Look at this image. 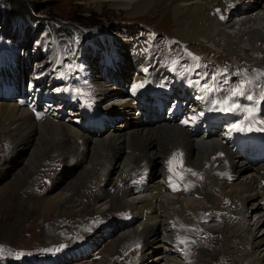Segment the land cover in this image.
I'll use <instances>...</instances> for the list:
<instances>
[{
    "label": "bare ground",
    "instance_id": "6f19581e",
    "mask_svg": "<svg viewBox=\"0 0 264 264\" xmlns=\"http://www.w3.org/2000/svg\"><path fill=\"white\" fill-rule=\"evenodd\" d=\"M103 1L94 0L98 10L102 8ZM110 1L118 5V8L121 5L126 6V15L129 17L144 16L163 7L172 16L176 24L175 36L183 44L192 46L193 43L200 42V37L212 42L221 37L225 41L215 43L219 47L222 42L226 43L227 47L222 48L224 52H227V48L231 49L230 53L237 50L243 52L246 49L241 45L248 42L254 53L259 49L257 41L260 39L262 40L259 42L264 46V33L260 32L261 28L264 29V0ZM230 1H233V5L228 8ZM214 3H219V6L222 4L221 10L224 11V15H229V19L216 20L211 14ZM223 26L233 29L234 33H226L222 29ZM262 50L264 53V47ZM251 54H248V58L254 60ZM128 55L122 57L120 54H109V63L115 70L111 75L100 73L101 71L89 73L85 69L84 77L92 86L90 87L92 97L89 101H83V97H79L75 91V84L66 77L61 78L64 85L57 97H53L49 90L52 82L45 79L46 74L39 75L36 83L31 85L28 83V79L33 75L31 72L25 74V80L18 75H13L9 81L0 80V133L16 140V143L12 144L14 146L10 154L12 156L5 159L6 167L2 168L1 172L7 173L14 169L17 173L15 183H21L22 180H27L34 168H37L36 163L44 154L68 147L70 151L64 152L63 157L76 159L75 166H80L79 169L83 168L84 171L78 175L75 183L64 188L62 183H57L45 194L41 201L42 206L37 207L39 211L43 208L48 213L51 211L57 213L87 179L96 161H109V165L99 164L102 167L105 165V168L112 165L111 174L105 179L107 185L120 179L126 169L130 172L132 167L134 170L135 165L142 167L144 163L143 165L140 163L147 161L152 168L145 171V177L132 182L126 189L117 188L116 194L109 193L107 196L114 200L110 201V206L114 208L111 222H115L113 219H116L114 212L122 207L120 205L118 208L117 205L125 200L127 201L125 207L130 209L133 215L125 225L115 224L113 232L124 230L130 224L136 226L131 232L141 238L138 250L141 257L137 261L134 260V264L204 262L205 253L198 259H192L184 247L180 248L181 243L176 237L174 224L177 215L186 216L188 213L193 218H204L202 210L206 209L205 206H209L211 218L223 220L221 227L215 229L222 235L221 247L225 248L224 250L236 257L240 264H264V212L261 210L264 207V130L260 129L261 126H254L251 127V131L247 132L246 129L242 131L240 128L243 122L238 121L239 115L229 108L219 94H214L208 89L202 90V86L195 83L189 73L174 71L172 61L158 62L160 60L158 58L159 60H155L158 63H155L153 61L155 57L153 59L151 57L152 61L145 62L143 59L145 56L141 57L142 54H138L139 56L136 54L133 59ZM158 70L159 73L153 74V71ZM132 111L139 117L142 126L145 120L146 124L157 125L143 128L135 126V121L130 119V115L131 117L134 115L131 114ZM259 113L264 114V105H260ZM184 124L189 125L194 134L187 133L186 129L179 126ZM261 124H264V121ZM207 136L226 141L225 145L231 153L228 162H231L229 166L232 169L229 168L230 174L222 170L216 171L213 177L215 181L211 175L212 185L205 196L208 203L211 202L210 205L196 199L193 200L196 203L194 205L186 199H181L182 190L177 176L166 177V174L162 173L163 164L167 158L165 155L181 144H185L189 150L190 162L202 164V159L206 161L205 158L217 152L215 146L219 139L217 141L215 138L207 139ZM9 137L8 140L12 141ZM91 146L95 151L90 150ZM258 146L261 147L260 150H255ZM126 150L129 154L133 151V155H126ZM165 150L168 151L162 153ZM28 152L30 159L26 160L27 162L23 160V167L16 169L15 166ZM104 152L107 155L103 156ZM205 161L204 165L207 164ZM261 165L263 168H260ZM66 171L67 173L63 174L67 176L73 170L69 172L67 168ZM114 175H118L117 179L113 177ZM122 181H126V178L123 177ZM182 187L184 191L189 189L187 186ZM58 189L61 192L53 195ZM140 190L145 194L135 197L134 200H127L129 195L135 196L133 191ZM167 190L176 192V196H169ZM200 191L202 190L198 187L194 192ZM96 198L98 201L106 199L101 193ZM36 206L34 203L31 204L32 209ZM248 210L252 215L247 214ZM253 214L257 217L255 220L251 219ZM100 225L91 236L93 242L82 244L69 253L46 260L47 262L32 261L30 264H79L90 255L99 235L101 238V234L105 233L102 230L104 223ZM164 233H168V236ZM129 236L130 233L126 234L122 240ZM113 242L111 246L114 249L103 256L101 264H112L116 261L114 255L118 241ZM157 252L158 255L153 258L152 255ZM130 255L127 253L126 257Z\"/></svg>",
    "mask_w": 264,
    "mask_h": 264
},
{
    "label": "rangeland",
    "instance_id": "374dc122",
    "mask_svg": "<svg viewBox=\"0 0 264 264\" xmlns=\"http://www.w3.org/2000/svg\"><path fill=\"white\" fill-rule=\"evenodd\" d=\"M27 1L36 7L38 15L45 16V19H48L51 23L61 21L65 25L68 24L69 19L79 16L85 22L84 24L95 22L97 27H81V31L73 35H68L67 30L51 31L39 37L35 33L31 35L25 32L27 28L25 20L19 19L20 26L18 31L10 34L11 36L5 37L0 30V80L9 81L13 75H18L20 78L23 76L22 79H25V74L31 72L33 75L28 79V83L35 84L39 75L46 74L48 77L46 79H50L49 81L53 84L56 82L58 71L63 76L59 77V82L53 85L51 90L57 92L60 85L62 88L64 83L61 78L66 77L75 84V91L79 94V97H83V101H89L92 97L90 93L92 86L84 77L85 69L89 73L101 71L100 73L111 75L115 70L113 65L109 63V54H120L122 57L129 54L128 56L131 58H134L136 54V56L142 54L141 57L145 56L143 58L145 62L152 61L154 57V62L159 59L158 62L163 63L172 61L174 71L189 73L193 81L202 86V90L208 89L214 94H219L229 108L239 115L238 121L243 122L241 123L242 128H240L242 131H245V129L247 132L251 131V127L253 128L254 126H261L260 129L264 130V124H261L264 121V114L260 115L259 113L260 105H264V53H262L264 46L259 42L262 39L257 41V48L259 49H256L254 53H252L253 48H250L248 42L241 45V47L243 46L246 49L245 51L237 50L234 53H230L231 49L227 48V53L223 51L227 47V44H223L225 40H222L221 37H217L214 42L200 37V42L193 43L192 46L183 44L175 36L174 30L176 29V24L173 22L172 16L163 7L158 8L154 13L145 14L144 16L129 17L126 15V6L121 5L118 8V5L110 0H104L100 10H98L94 0ZM130 1L132 2L133 0ZM232 5L233 1H230L228 8ZM221 6L222 4L219 6V3H214L211 14L216 20L221 19L226 21L229 19V15L223 14L224 11L221 10ZM31 26L33 27L34 23H31ZM222 29L228 34L234 33V30L227 28V26H223ZM261 31L264 33L263 28H261ZM221 40L223 42L219 47L215 42ZM248 54L253 55L254 60H250ZM194 57L198 59H194ZM155 73H159V70L153 71V74ZM106 87L105 89H107ZM238 89H242V94L234 95V92ZM50 92L53 97L59 96V93L55 95L52 91ZM248 109L252 111L249 112ZM131 114H134L132 117L130 115V119L135 121V126L143 128L157 125L152 123L146 124L145 120L142 126L138 120L139 117H136L133 111ZM170 124L175 125L174 123ZM179 126L186 129L187 133L194 134L193 129L189 125L184 124ZM8 137V135L0 133V264H28L32 260L39 263L40 260L52 257L57 258L61 254L69 253L78 246L92 241L91 236L101 226L100 224H103L105 221H108L110 225H103L102 230L105 233L101 234V238L99 235L97 240H95L94 252H90L91 254L87 260H83L84 262L82 261L79 264H101L103 256L114 249L111 244L114 243V240L118 242L114 255L116 261H113L112 264H116L115 262L117 264H134V260L137 261L141 257L138 253L141 238L131 232L136 227L134 224L128 225L124 230L113 232L115 224L125 225L132 219L130 212L126 211V200L117 205L118 208L120 205L122 207L117 212H114L116 219H113L115 222H111V213H113L112 210L114 208L110 206L112 199L107 197L109 193L112 195L116 194L117 188L123 189L121 187L123 184L122 179L125 177L129 180L127 176L133 172V167L130 172L126 169L120 179H118L119 181L115 180L112 181L111 185H107L105 179L111 174L112 165L108 166L109 168H105V165L102 167L99 164L109 165V161H96L92 165V169L89 166L90 172L87 179L84 180L86 183L83 181L80 185L81 188H78L69 202H66L63 207L61 205L62 208L57 213L52 211L48 213L43 208L39 211L37 207L42 206L43 202L41 201L47 191L57 185V183H62L63 188L66 185L75 183L78 175L84 169L81 168L80 170V166H75L76 159H65L63 157L64 152L70 151L68 147L58 148V150L60 149L59 151H49L46 153L48 155L44 154V157L40 159L41 161L38 160L39 163L37 162L35 166L37 168L32 170L31 176L29 175L27 180L15 183L17 177L15 174L17 173L14 169H11L7 173L1 172V169L6 167V164H4L5 159L12 156L10 155L14 147L12 144L16 143L15 139L9 137L12 140L9 141ZM214 138L216 141L219 139L217 137ZM214 138L207 136V139ZM218 141L217 147L215 146L217 152L213 151L215 154L213 153L209 158H205L206 161L202 159V164L190 162L191 159L189 157L191 154L188 152L189 150L185 147V144L176 146L177 148L174 147L165 155V158H167L164 161L162 173L166 174V177L177 176V180L182 188L181 199H186L190 203H194L193 200L196 199L200 200L203 204L210 205L211 202L208 203L205 196H207L206 191L212 185L210 180L211 175L213 178L216 171L220 172L222 170L224 173H227L232 169L230 167L231 162H228L231 153L225 145L226 141H222L226 147ZM260 148L258 146L255 150H260ZM91 149L93 150L92 146L90 147ZM168 150L162 151V153ZM127 151L126 155H133V151L131 154ZM24 155L19 164H16V169H21L23 167L22 161L29 160L31 157L29 152ZM104 155H107V153L104 152ZM204 161L207 164L204 165ZM148 163L147 161L141 162L142 167L135 165L137 169L134 167V170H137V175H144L147 167L145 164ZM66 167L69 172L73 170L72 173L74 174L70 173L71 175L68 174L67 176L63 174L67 173ZM260 168H263V165ZM2 173L3 175H1ZM113 177L117 179L118 175H114ZM213 180L215 181L214 178ZM182 186H187L189 189L184 191ZM198 187L202 191L195 193L194 191L198 190ZM60 192L58 189L53 195H57ZM100 193L101 196L106 197L105 200H97L96 197ZM166 193L169 196H176L174 192L169 191V193ZM141 195L143 194L139 195L137 193L135 196H128L127 200H134L135 197H140ZM33 203L37 206L32 209L31 204ZM205 207L207 210H202V213L205 215L204 218H193L188 213L186 216H175L176 237H180L178 240L182 242L183 247H185L184 245L189 247V251H186L189 252L188 255L189 257L192 256V259H198L201 254H206L204 262L200 263L198 261L196 264H240L236 257H233L228 251L224 250L225 248L221 247L222 235L215 228L221 227L223 220H219L221 223L215 222L216 219L211 218L209 215L211 214V211L208 210L209 206ZM246 209H248L247 206ZM124 213H127V215L122 216ZM247 214L252 215V212L248 210ZM256 218L254 214L251 217L252 220ZM129 233L131 235L129 236L130 238L127 237L126 241L122 240ZM167 234L164 233V235L168 236ZM122 241H124L123 244H121ZM77 243L79 245L71 249ZM127 253L131 254L130 257H126ZM93 255L94 258L91 260ZM157 255L158 252L153 254L152 257L156 258ZM125 257L126 259H124Z\"/></svg>",
    "mask_w": 264,
    "mask_h": 264
},
{
    "label": "trees",
    "instance_id": "16d2710c",
    "mask_svg": "<svg viewBox=\"0 0 264 264\" xmlns=\"http://www.w3.org/2000/svg\"><path fill=\"white\" fill-rule=\"evenodd\" d=\"M19 19L25 20L27 27L25 32L31 35L35 33L39 37L43 36L45 32L67 30L68 35H73L81 31V27H97L95 22L84 24L85 22L79 16L69 19L68 24L65 25L61 21L51 23L45 19V16L38 15L36 7L27 0H0V30L5 37L18 31ZM31 23H34L33 27Z\"/></svg>",
    "mask_w": 264,
    "mask_h": 264
},
{
    "label": "snow or ice",
    "instance_id": "6c2138e0",
    "mask_svg": "<svg viewBox=\"0 0 264 264\" xmlns=\"http://www.w3.org/2000/svg\"><path fill=\"white\" fill-rule=\"evenodd\" d=\"M189 55H191V54L189 53ZM194 59H198V58L194 57ZM239 94H242V89H238V90H236V92H234V95H239ZM249 99H251V97H249ZM248 111L251 112L252 110L248 109ZM236 127H238V126H236Z\"/></svg>",
    "mask_w": 264,
    "mask_h": 264
}]
</instances>
